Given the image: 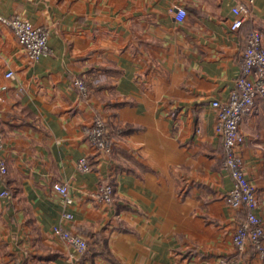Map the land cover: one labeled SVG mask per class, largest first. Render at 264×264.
Returning <instances> with one entry per match:
<instances>
[{
  "label": "crops",
  "instance_id": "0c3cea01",
  "mask_svg": "<svg viewBox=\"0 0 264 264\" xmlns=\"http://www.w3.org/2000/svg\"><path fill=\"white\" fill-rule=\"evenodd\" d=\"M239 0H0V15H19L49 29L51 52L32 62L0 21V128L7 174L0 178V264H207L236 253L232 241L242 207L214 130L215 98L226 99L240 71L246 38L262 33L264 0L239 29L230 28ZM188 14L179 22L173 7ZM11 69L15 79L5 77ZM82 77V99L71 83ZM22 87L23 93L17 88ZM102 116L114 143L100 154L83 127ZM239 129L246 175L264 225V97ZM86 156L88 172L76 167ZM114 201L98 203L100 182ZM66 182L73 218L52 190ZM82 235L87 251L52 234L59 223ZM243 264H264L251 246Z\"/></svg>",
  "mask_w": 264,
  "mask_h": 264
},
{
  "label": "built area",
  "instance_id": "2783aa9c",
  "mask_svg": "<svg viewBox=\"0 0 264 264\" xmlns=\"http://www.w3.org/2000/svg\"><path fill=\"white\" fill-rule=\"evenodd\" d=\"M255 0H239L232 7L233 19L230 24L232 30L239 29L253 15ZM173 18L183 21L188 11L184 7H173L170 10ZM0 21L7 25L28 59L38 61L42 56L51 52L49 45V29L44 25H37L19 16L0 15ZM5 77L15 79V73L11 69L4 73ZM72 85L79 92L82 99H87L89 89L82 77L74 76ZM7 86H0V101L3 100V92ZM23 93L22 87L17 88ZM257 97H264V45L262 33L258 29L249 32L240 63V71L233 80L232 88L226 99L215 98L211 100V106L216 111L214 130L221 138L223 146V168L229 173L232 186L225 195L226 202L232 207H242L245 211L233 232L232 241L237 254L219 256L207 264H243L239 253L251 246L258 260L264 261V225L258 214V200L253 182L246 175L241 147L245 137L239 129V124L244 116L248 115L255 104ZM83 133L89 145L100 154H109L113 147V137L105 119L95 115L93 120L83 127ZM3 134L0 128V178L7 174V161L3 155ZM80 171L88 172L91 165L86 156H81L76 163ZM52 190L58 194L63 205L62 221L73 218L71 210L74 198L66 182H54ZM115 189L108 181L100 182L93 193L95 200L104 205H110L114 201ZM7 188L0 191V196H8ZM52 234L62 240L69 248V258L77 259L88 249L87 240L79 233L59 222L52 227ZM10 264H30L27 258L15 257Z\"/></svg>",
  "mask_w": 264,
  "mask_h": 264
}]
</instances>
